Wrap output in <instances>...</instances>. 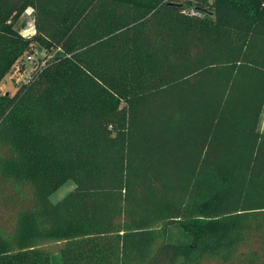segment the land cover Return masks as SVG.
<instances>
[{
  "label": "trees",
  "instance_id": "trees-1",
  "mask_svg": "<svg viewBox=\"0 0 264 264\" xmlns=\"http://www.w3.org/2000/svg\"><path fill=\"white\" fill-rule=\"evenodd\" d=\"M34 48L0 94V264H264V0H0V82Z\"/></svg>",
  "mask_w": 264,
  "mask_h": 264
},
{
  "label": "rangeland",
  "instance_id": "rangeland-1",
  "mask_svg": "<svg viewBox=\"0 0 264 264\" xmlns=\"http://www.w3.org/2000/svg\"><path fill=\"white\" fill-rule=\"evenodd\" d=\"M32 12L31 8H28L22 16H29V21L24 29H22V35L24 37H31L34 35L36 27L33 18L30 16ZM38 49L34 48L32 51L36 52V58L38 62L45 63L47 59L51 58L53 54L50 56L45 55V51H36ZM28 53V52H26ZM26 53H24L14 64L13 69L4 77V79L0 82V94L9 93L13 95L18 90V85L21 84V81L26 78V75L30 71L32 67L30 62L25 58ZM46 56V57H45ZM260 130L264 132V111L261 117ZM75 188V184L73 181L66 182L62 187H60L57 191H55L51 195L52 202H58L62 200L67 194H69ZM168 240L170 242L175 243H188L191 241L190 235L184 231L180 224H173L169 227L168 231ZM61 261V257L59 254H56L53 257V262L55 264Z\"/></svg>",
  "mask_w": 264,
  "mask_h": 264
},
{
  "label": "built area",
  "instance_id": "built-area-1",
  "mask_svg": "<svg viewBox=\"0 0 264 264\" xmlns=\"http://www.w3.org/2000/svg\"><path fill=\"white\" fill-rule=\"evenodd\" d=\"M190 12H191V14H197L198 13V12H196L194 10H191ZM35 32H36V30H35ZM36 51H39V50H36ZM25 58L30 62L32 67L30 68V71L26 75V78L23 80V82L21 81L22 84H27V83H29L31 81L32 69L34 68L35 65H43L44 64L43 62H38L37 61L36 52H33V51H30V52L26 53Z\"/></svg>",
  "mask_w": 264,
  "mask_h": 264
}]
</instances>
